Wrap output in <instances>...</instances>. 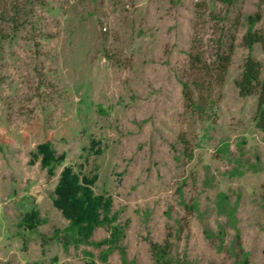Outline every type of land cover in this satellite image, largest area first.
Masks as SVG:
<instances>
[{
  "label": "rangeland",
  "instance_id": "1",
  "mask_svg": "<svg viewBox=\"0 0 264 264\" xmlns=\"http://www.w3.org/2000/svg\"><path fill=\"white\" fill-rule=\"evenodd\" d=\"M257 31L264 0H0V264H264V132L236 86L248 57L264 78ZM232 39L212 114L189 113L190 55ZM66 177L102 200L70 246Z\"/></svg>",
  "mask_w": 264,
  "mask_h": 264
},
{
  "label": "trees",
  "instance_id": "2",
  "mask_svg": "<svg viewBox=\"0 0 264 264\" xmlns=\"http://www.w3.org/2000/svg\"><path fill=\"white\" fill-rule=\"evenodd\" d=\"M242 42L243 46L251 50L255 45L264 43V35L258 31L249 32L243 37ZM235 48V39H232L220 49L211 64L203 63L199 53L190 55L192 68L198 77L190 84H183V95L189 113L201 116L212 114L216 104L215 94L226 80L233 62ZM261 74L262 65L254 58L248 57L242 74L236 81V86L242 98L258 96L255 122L256 127L264 132V78H261ZM184 143L187 146V141ZM49 176H52L50 171ZM54 204L71 223L66 234L58 238L60 243L70 246L75 242L76 236L89 237L91 235L95 228L94 225L99 220V210L102 206L100 198L93 196L89 189L77 186L75 182L66 177L58 186ZM168 244L159 250L161 259L167 256L166 251L170 249ZM238 264L250 263L247 259H242Z\"/></svg>",
  "mask_w": 264,
  "mask_h": 264
}]
</instances>
